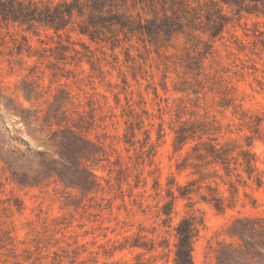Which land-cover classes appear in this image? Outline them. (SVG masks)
<instances>
[{"label":"rangeland","instance_id":"rangeland-1","mask_svg":"<svg viewBox=\"0 0 264 264\" xmlns=\"http://www.w3.org/2000/svg\"><path fill=\"white\" fill-rule=\"evenodd\" d=\"M256 29L264 31V17L248 16L223 40L214 43L213 60L205 61L199 76L204 86L201 88L180 69L164 71L155 54L132 66L125 64L123 54L116 50L119 62L107 57L109 63L102 62V73L93 72L86 62L78 66L65 63L50 56L48 48L56 45L57 37L43 29L37 35L26 33L31 45L43 54L41 59L10 56L7 51L0 54L3 150L17 154L28 149L30 153L53 152L55 146L46 145L39 133L40 128H46L43 120H63L100 148L96 160L90 163L99 187L86 196L36 167L29 170L28 163L16 168L19 175L28 173L29 185L20 186L12 181L7 164L0 159V216L14 230L18 253L29 248L30 259L24 264H134L141 250L120 249L121 245L137 237L147 241L153 236H164L173 242V227L183 217L192 218L198 227L193 264H216L219 245L232 241L228 232L235 217L264 218L263 144L253 143L263 186L257 189L252 184L237 185L235 198H230L227 184L219 178L202 179L199 161L191 149L194 142L178 151L173 148V129L178 120L201 119L206 112L209 119L223 126L228 123L231 108L221 113L217 106L224 89H233L231 96L242 109L264 115V45L259 42L264 40V34L259 35ZM10 31L23 34L19 28ZM72 38L77 39L74 35ZM236 38L249 42L242 52L238 51ZM22 90H32L40 99L29 102ZM193 90H199V100ZM126 97L143 119L132 147L123 142ZM15 108L26 109L29 114L38 111V125L24 124ZM160 128L163 135L158 138ZM144 130L149 132L154 154L141 163L136 152L143 142ZM243 133L248 132H234L229 137L240 140ZM170 186L177 199L170 227H163L156 213L167 200ZM177 186H186L191 191L189 197H179ZM211 196L223 199L224 211L218 212L212 202L206 201ZM150 256L145 254L142 259L147 261ZM153 264H166L165 257L157 258Z\"/></svg>","mask_w":264,"mask_h":264},{"label":"trees","instance_id":"trees-1","mask_svg":"<svg viewBox=\"0 0 264 264\" xmlns=\"http://www.w3.org/2000/svg\"><path fill=\"white\" fill-rule=\"evenodd\" d=\"M248 16L264 17V0H0V54L7 51L10 56L41 59L43 54L31 45L26 33L37 35L38 30L43 29L57 37L56 45L48 48L50 56L65 63L78 66L86 62L93 72L102 73V62L109 63L107 57L119 62L116 50L123 54V62L132 66L155 54L164 71L180 69L201 88L204 86L199 76L204 71L205 61L213 60L214 43L223 40L231 28L241 25ZM254 24L258 26L257 22ZM15 28L23 34L10 31ZM255 32L264 34L258 29ZM73 35L77 39H73ZM245 36L249 37V34L245 33ZM259 42L264 45V40ZM236 43L238 51L242 52L249 42L236 38ZM90 44L95 48L92 49ZM106 49L109 54L104 51ZM258 84L263 87L262 83ZM212 90L210 87L209 91ZM232 92V88L224 89L217 104L221 113L231 108V118L225 126L214 118L209 119L206 112L201 119L180 121L176 115L178 124L173 129V148L178 151L194 142L191 149L199 161L197 167L202 179L219 178L227 184L230 198H235L237 185L247 187L252 184L257 189L263 186L253 143L257 141L264 145V115L250 113L235 104ZM22 93L29 102L40 99L32 90H22ZM193 93L199 100V90H193ZM125 99L123 142L132 147L135 131L142 128L143 119L131 108L128 98ZM14 111L24 124L35 127L40 121L38 111L34 114L23 108ZM43 124L46 128H40L39 133L46 145L55 146L53 152L30 153L28 149L26 153L17 154L0 146V159L7 164L12 181L20 186L29 185L26 182L28 173L23 171L19 175L16 172L18 164L28 163L29 170L36 167L82 196L95 192L99 183L90 163L96 160L99 146L79 134L74 126L64 124L63 120H43ZM244 130L248 133H243L240 140L229 137ZM143 133V142L136 152L141 163L154 154L149 132L144 130ZM162 135L160 128L158 138ZM176 189L181 198L189 197L191 193L186 186ZM166 193L168 198L159 207L156 217L161 219L163 227H170L177 196L172 186ZM244 195L247 194L244 192ZM206 201L212 202L218 212L225 209L220 197L211 196ZM13 231L0 216V264H24L30 259L27 247L18 253ZM173 231V242L164 236L161 239L153 236L147 241L137 237L134 242L121 245L120 249L141 250L134 264H153L157 258L164 257L166 264H193V243L198 234L196 223L192 218L183 217ZM151 233L154 235L155 230ZM228 235L232 241L219 245L216 264H264L263 217H235ZM145 254L151 255L147 261L142 259Z\"/></svg>","mask_w":264,"mask_h":264}]
</instances>
